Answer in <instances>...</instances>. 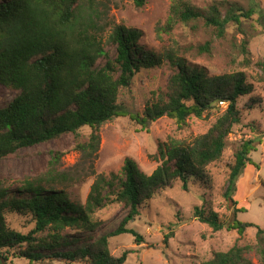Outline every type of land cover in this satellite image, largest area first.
Returning <instances> with one entry per match:
<instances>
[{
    "label": "trees",
    "instance_id": "trees-1",
    "mask_svg": "<svg viewBox=\"0 0 264 264\" xmlns=\"http://www.w3.org/2000/svg\"><path fill=\"white\" fill-rule=\"evenodd\" d=\"M99 1L102 0H0V82L18 91L14 99L0 107V158L64 133L78 136L81 127L89 126L93 129L89 140L77 144L82 160L89 161L100 148V127L119 116L130 115L143 129L167 116L181 130L191 116L209 117L219 102L228 103L227 108L206 133L193 140L171 136L160 143L161 164L151 174L128 157L119 174L98 176L82 206L71 201L66 190L56 187L72 179L69 172L56 169L60 159L57 153L45 172L26 178L17 188L0 181V264H15L16 258L37 261L51 257L63 258L69 264H124L130 251L114 256L110 238L132 234L137 243L143 242V235L128 226L140 214L143 203L176 181L185 191L190 181L208 185L207 167L221 159L233 126L241 122L238 99L252 91L245 72L209 75L204 67L192 65L187 48L146 50L140 43L143 32L138 28L115 26L109 39L116 46V58H108L101 65L99 61L107 52ZM133 2L143 7L147 0ZM224 3L225 0L215 1L200 8L191 0H171V15L161 30L171 33L179 22L188 24L202 18L217 37H224L230 22L240 24L242 17L249 18L256 11L253 6L244 9L229 3L223 12ZM246 44L242 49L248 52ZM198 52L211 53V43L200 45ZM166 60L176 69L167 91L156 92L142 113L129 112L119 102L120 90L129 87L142 68L162 66ZM259 65L264 76V60ZM262 137L259 134L244 139L235 153L223 193L232 210L231 219L222 220L217 211L205 206L194 209L196 219L210 225L214 232L236 230L243 235L248 228L256 227L261 244L264 228L238 219L237 213L245 208L237 207L234 194L247 164L258 166L250 153L257 150ZM113 202L127 207V214L115 230L89 243L81 236L62 233L66 228L96 229L99 221L94 213ZM10 213L31 215L35 226L27 233L12 228L7 221ZM48 229L52 230L48 235L37 237ZM64 247L68 248L61 250ZM243 250L234 245L201 264H243Z\"/></svg>",
    "mask_w": 264,
    "mask_h": 264
},
{
    "label": "rangeland",
    "instance_id": "rangeland-1",
    "mask_svg": "<svg viewBox=\"0 0 264 264\" xmlns=\"http://www.w3.org/2000/svg\"><path fill=\"white\" fill-rule=\"evenodd\" d=\"M215 1L222 0H191L200 8H206ZM229 3L244 9L253 6L256 11L249 18L242 17L240 24L230 22L224 37H217L202 18L188 24L179 22L171 33L162 31L171 15V0H147L143 7H136L133 0H102L97 4L103 15L99 19L105 29L103 46L107 52V56L99 61L101 65L108 58H116V46L110 41L109 34L115 26L125 25L143 32L140 43L146 50L160 52L166 47L187 48L186 55L192 65L204 67L209 75L243 71L252 84V91L238 99L241 122L233 126L221 159L207 167L210 183L204 185L190 181L189 190L185 191L181 188V182L176 181L172 187L160 190L151 200L143 203L140 214L128 223L130 228L143 235V242L137 243L132 234L110 238L109 247L114 256L130 251L124 264H201L216 252L228 251L234 245L244 249L243 264H264V243L259 242L256 227L248 228L243 235L236 230L214 232L210 225L194 216L196 206H205L217 211L222 220L231 219L232 210L228 208L223 193L235 153L244 139L262 134L263 141L257 145L256 151L250 153L258 166L247 164L237 180L234 198L238 202L237 207L245 208L237 213L238 219L254 222L264 228V76L259 65L264 60V0H225L221 7L223 12L228 9ZM208 41L212 52L199 53L198 47ZM245 43L248 52L242 49ZM175 71L167 60L162 66L142 68L133 77L130 86L120 90L119 102L131 113H142L156 92L167 91L169 78ZM17 94L18 91L0 82V107ZM227 105L226 102H219L218 108L206 118L191 116L187 126L181 130L167 116L150 122L148 129H143L130 115L119 116L100 127V148L97 156L89 161L82 160V152L77 148L79 142L89 140L93 131L91 127L83 126L78 130V136L64 133L1 157L0 181L17 188L26 178L45 172L49 161L57 153L60 159L56 169L69 172L72 179L56 187L66 190L75 204L85 205L98 176L119 174L128 157L134 159L143 172L151 174L161 164L160 143L171 136L193 140L206 133ZM126 214L124 203L113 202L94 213V218L99 221L96 229L83 231L66 228L62 233L81 236L84 242L89 243L115 230ZM7 221L12 228L24 233L35 226L32 216L27 214L10 213ZM51 231L39 232L37 237L46 236ZM14 263L69 264L58 257L37 261L16 258ZM73 264L85 263L77 261Z\"/></svg>",
    "mask_w": 264,
    "mask_h": 264
}]
</instances>
